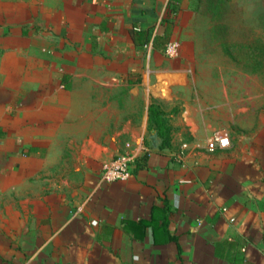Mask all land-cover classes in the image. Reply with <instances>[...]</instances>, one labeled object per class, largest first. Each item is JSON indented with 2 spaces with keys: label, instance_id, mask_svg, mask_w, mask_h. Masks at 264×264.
<instances>
[{
  "label": "crops",
  "instance_id": "0c3cea01",
  "mask_svg": "<svg viewBox=\"0 0 264 264\" xmlns=\"http://www.w3.org/2000/svg\"><path fill=\"white\" fill-rule=\"evenodd\" d=\"M193 1L0 4V30L35 37L3 45V55L26 49L25 67L0 62V264H264V144L210 150L216 128L187 108L168 147L148 126L152 102L167 117L180 71L147 56L169 38L183 45L187 26L194 37ZM248 22L234 15L235 38L258 34L260 15ZM216 101L203 96V118ZM37 113L44 129L33 125ZM127 143L130 178L102 182L101 165Z\"/></svg>",
  "mask_w": 264,
  "mask_h": 264
},
{
  "label": "rangeland",
  "instance_id": "374dc122",
  "mask_svg": "<svg viewBox=\"0 0 264 264\" xmlns=\"http://www.w3.org/2000/svg\"><path fill=\"white\" fill-rule=\"evenodd\" d=\"M231 1L229 9L234 10L237 7L240 9V12L237 10L238 8L235 9L234 13L232 11L231 17L234 15L240 16L242 25L244 26H249L248 20L250 14L253 16L255 13L264 15V0H234L235 4L233 0ZM2 2H9V0H0V4ZM193 2H195L193 10L196 15H199V20L194 24V37H190V27L187 26V29L180 31V38L184 42L183 45L180 44V40L169 38L160 45V50L155 55L151 54L147 56L148 62L160 66H170L180 71L178 86L168 96H172L171 99H173L174 103L171 105L170 110L166 111L167 119L171 125L175 124L176 127H179L180 122L183 123L185 121L182 118V111L187 108L186 112L189 113L192 110L195 122L199 123L202 127L211 128L214 126L216 132L227 134L229 146L236 143L247 145L264 144V63H251L248 56L246 58L245 56L243 58L240 56L242 59L237 64V62L224 55L222 51L219 52L217 42L212 38L211 27L213 22L210 16L212 10L205 6L206 0H194ZM253 19L254 17L252 18V25L254 26ZM179 20L184 22L186 26V22H189L190 16L180 15ZM256 24L258 26V33H263L264 35V29H261L260 22ZM1 26L0 17V28L3 27ZM23 27L26 26L23 25ZM34 27L38 29L40 25L35 24ZM202 28L205 31H202ZM8 33L9 29L4 32L0 30V62L5 64L16 63L25 67L29 62L26 49H22L21 47L22 52L25 53L19 55V57L13 52V54L10 53L9 50L3 55V45H8L9 48H13L17 43L19 46H24L23 42L26 39V42H31L35 37H23L25 40L20 42L15 37H9ZM187 36L191 40H187ZM169 41L178 44V54L175 57H169L164 52L165 44ZM42 52L45 54V50H42ZM40 62L38 61L37 63L41 65L45 64ZM253 67H256V69L252 71L251 68ZM209 81L212 84L215 82V86L208 89L204 87V83ZM207 90H210V92L208 93ZM163 93L166 94L165 89ZM208 94L214 95L217 99L213 108L215 113L209 118H203V96ZM218 96L219 98L222 97V103H218ZM43 105L45 104H38L37 106L41 107ZM37 109H33V113H35L34 111H38ZM39 116L40 113L35 115L33 125L40 127L39 129H44L45 119ZM37 162L38 164H42L37 172L39 176L37 178H40V176H45V165H43L45 164V152L44 154H40ZM43 185L45 186V183H39L35 186V193L45 190Z\"/></svg>",
  "mask_w": 264,
  "mask_h": 264
},
{
  "label": "trees",
  "instance_id": "16d2710c",
  "mask_svg": "<svg viewBox=\"0 0 264 264\" xmlns=\"http://www.w3.org/2000/svg\"><path fill=\"white\" fill-rule=\"evenodd\" d=\"M206 7L211 11L212 23V38L220 47L222 53L228 56L235 62H239L243 56H248L249 60L255 64H263L264 60V35L258 33L253 35L252 38L247 33H243L241 38L234 37L235 23L234 16L231 17V12L235 11L229 9L231 0H206ZM234 15V14H233ZM261 29H264V15H260ZM263 27V28H262ZM139 38L144 37L146 32H137ZM142 40V39H141ZM148 38L142 40L146 43ZM240 54V55H239ZM240 56L242 58H240ZM252 71L256 67L251 68ZM148 126L153 129L155 136L159 142V148H165L170 145L171 124L169 123L164 110L158 103L152 102L148 107Z\"/></svg>",
  "mask_w": 264,
  "mask_h": 264
},
{
  "label": "built area",
  "instance_id": "2783aa9c",
  "mask_svg": "<svg viewBox=\"0 0 264 264\" xmlns=\"http://www.w3.org/2000/svg\"><path fill=\"white\" fill-rule=\"evenodd\" d=\"M164 52L169 57H175L178 54V44L169 41L165 44ZM229 138L227 134L217 132L213 134L207 141V148L213 150L214 148H224L228 146ZM186 144H182L185 147ZM125 147L128 150L119 153L110 160L104 162L100 169V179L102 182L126 181L131 176V168L135 161V153L127 143Z\"/></svg>",
  "mask_w": 264,
  "mask_h": 264
}]
</instances>
